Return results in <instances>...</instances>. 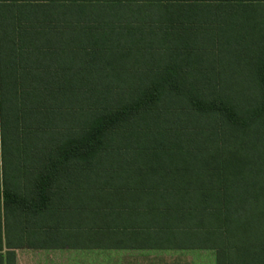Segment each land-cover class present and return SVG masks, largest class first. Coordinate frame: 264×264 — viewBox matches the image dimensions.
Instances as JSON below:
<instances>
[{
  "label": "trees",
  "instance_id": "16d2710c",
  "mask_svg": "<svg viewBox=\"0 0 264 264\" xmlns=\"http://www.w3.org/2000/svg\"><path fill=\"white\" fill-rule=\"evenodd\" d=\"M16 103L0 264L134 242L264 264V0H0L3 132Z\"/></svg>",
  "mask_w": 264,
  "mask_h": 264
},
{
  "label": "crops",
  "instance_id": "0c3cea01",
  "mask_svg": "<svg viewBox=\"0 0 264 264\" xmlns=\"http://www.w3.org/2000/svg\"><path fill=\"white\" fill-rule=\"evenodd\" d=\"M4 221V216H3ZM25 240L26 238H22ZM38 237L37 241H43ZM15 242V240H12ZM2 254L6 256L7 241L3 234ZM15 264H217L216 252L205 249L159 248L142 243H129L119 247L43 246L16 247ZM184 258H187L185 260ZM180 260V261H179Z\"/></svg>",
  "mask_w": 264,
  "mask_h": 264
},
{
  "label": "rangeland",
  "instance_id": "374dc122",
  "mask_svg": "<svg viewBox=\"0 0 264 264\" xmlns=\"http://www.w3.org/2000/svg\"><path fill=\"white\" fill-rule=\"evenodd\" d=\"M7 96H9L7 94ZM9 109H10V105H8ZM18 113V106L17 103L13 105V109L12 111H10L11 114V118L9 119L11 122L9 123V125L7 127H5L6 129H2L1 126V116H0V143H1V139L3 136V133L5 135V140H6V144L8 146V152H7V158H8V164H9V172H11V163H12V159L15 157H18L19 160H24L23 157L20 158V155L24 156V147H25V142L26 140H24L22 138V136L24 135V133H22L21 128H19V125L17 123V119H16V115ZM10 117V116H8ZM27 124L31 123V119L27 118L26 119ZM18 135L21 136V138H18ZM18 142V144H17ZM34 142L36 143V137L34 138ZM20 154V155H18ZM0 164H1V173L3 172V168H2V164H3V156H2V145L0 144ZM185 260H187V258H184ZM176 263H177V258L175 259ZM191 262L189 264H193V259H190ZM180 261V260H179Z\"/></svg>",
  "mask_w": 264,
  "mask_h": 264
}]
</instances>
